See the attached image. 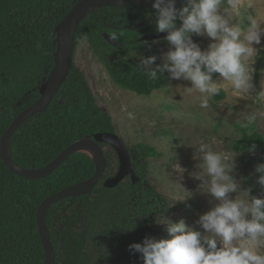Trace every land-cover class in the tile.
<instances>
[{"label": "trees", "instance_id": "trees-1", "mask_svg": "<svg viewBox=\"0 0 264 264\" xmlns=\"http://www.w3.org/2000/svg\"><path fill=\"white\" fill-rule=\"evenodd\" d=\"M78 1L0 0V264H45L39 206L48 196L91 178L96 171L94 158L85 151L72 154L41 179L13 173L1 157L2 135L17 115L41 96L42 84L54 66L56 26ZM182 3L177 0L176 6ZM148 19L154 21L135 27ZM153 32H157L153 7L111 5L81 23L75 42L77 46L79 37H87L118 86L150 95L171 80L167 72L150 80L138 65L141 57L160 53L158 45L140 40ZM104 33L120 44L108 42ZM162 42L168 45L166 39ZM217 97L221 95L213 98ZM235 126L240 133L233 143L237 151L246 153L253 144L254 150L264 145L257 123L247 128ZM100 132L117 133L113 118L98 105L86 75L73 62L48 109L15 132L10 155L22 167L42 168L73 142L94 139ZM101 146L107 166L93 192L65 198L47 212L55 264H143L142 255L130 251L129 245L142 243L145 237L159 239V220L172 212L148 178L149 159L162 156L156 147L147 143L129 146L139 180L134 183L127 176L108 188L105 181L117 174L120 160L113 146Z\"/></svg>", "mask_w": 264, "mask_h": 264}, {"label": "clouds", "instance_id": "clouds-1", "mask_svg": "<svg viewBox=\"0 0 264 264\" xmlns=\"http://www.w3.org/2000/svg\"><path fill=\"white\" fill-rule=\"evenodd\" d=\"M240 2L183 0L178 8L177 0H154L156 31L167 33L170 47L161 64H155L156 55L141 57V71L150 80L167 72L168 79L190 81L184 94L200 93L196 99L203 109L209 108L211 98L222 90L264 104V81L259 91L253 83L255 58L264 50L254 44H261L264 21L253 14L247 15L246 25L236 20ZM177 21L182 22L179 27ZM194 35L206 36L211 43L202 49ZM214 74L218 76L214 78ZM172 99L162 86L158 102ZM260 119H264V111H246L237 114L235 122L247 128ZM255 148L253 144L252 150ZM198 152L194 158L201 161L197 165L200 171L191 175L201 181L200 190L213 198L211 209L196 221L203 231L188 226L184 219H169L164 223L169 238L145 237L142 243L129 245V250L140 253L143 264H264V198L250 197L248 191V199L240 197V186L230 175L236 168V155L215 151L204 143ZM255 171L261 174L258 183L264 187V164L257 165ZM237 192L232 198L230 194Z\"/></svg>", "mask_w": 264, "mask_h": 264}, {"label": "rangeland", "instance_id": "rangeland-1", "mask_svg": "<svg viewBox=\"0 0 264 264\" xmlns=\"http://www.w3.org/2000/svg\"><path fill=\"white\" fill-rule=\"evenodd\" d=\"M249 14L264 21V0H241L235 19L246 25ZM261 27L264 28V24ZM163 40L151 42L160 48L155 64H161L163 54L169 50L170 46L163 44ZM193 40L202 49L211 43L206 36L194 35ZM254 47L264 49V35L261 44H254ZM255 60L253 83L255 90L259 91L261 81H264V50ZM74 62L86 75L98 105L112 116L117 134L128 146L147 143L162 153V156L149 159L148 170L150 182L167 199L172 209L171 214L159 220V239L169 238L167 225L164 224L169 219L173 222L184 219L188 226L203 231L196 221L211 209L213 205L210 201L213 198L200 190L201 181L191 175L200 171L197 165L201 161L194 157L196 154L199 156L201 143L210 144L213 150L226 155H236V168L230 175L240 186L241 198L248 199L246 191L250 197L264 198V187L258 183L261 174L255 171L257 165L264 164V145L246 153L233 147L234 141L240 138L235 126L237 114L262 112L264 104L239 98L230 90H222L219 94L221 97H212L209 108L203 109L196 99L200 93L195 92L191 96L184 94L183 88L191 87V82L184 79H171L162 85L165 95L173 99L158 102L162 86L150 95H140L118 86L93 51L87 37L78 38ZM257 126L264 135V119L258 120ZM203 190L206 191V188ZM230 195L236 198L239 192ZM184 198L187 199L180 202Z\"/></svg>", "mask_w": 264, "mask_h": 264}, {"label": "water", "instance_id": "water-1", "mask_svg": "<svg viewBox=\"0 0 264 264\" xmlns=\"http://www.w3.org/2000/svg\"><path fill=\"white\" fill-rule=\"evenodd\" d=\"M154 0H80L78 1L65 18L56 26V51L54 55V66L45 78L41 87V96L31 105L21 111L12 121L11 125L1 137V157L7 167L15 174L31 179H41L50 176L69 156L76 152H88L96 162L95 174L84 181L69 185L59 192L48 196L39 206L37 220L39 231L45 248V264H55V251L50 239V232L46 223V215L49 208L68 197H76L81 195L91 194L102 179L106 166L107 159L104 154L101 143H107L116 150L120 168L117 174L106 179L105 186L112 188L117 186L127 176H130L133 182L139 180L135 169L133 168L131 150L128 144L117 134L112 132H100L95 135V138H84L70 144L63 150L53 161L42 168L28 169L17 164L10 155V140L15 132L30 118L39 113L45 112L54 97L60 91L63 83L67 79L71 66L74 62L76 50V34L81 23L92 13L105 6L111 5H131L139 8L153 7ZM153 19L144 20L135 24L136 28L152 23ZM182 22L177 26L179 27ZM108 42L113 45L120 43L110 34L104 33ZM167 33L153 32L140 37L141 41L152 42L158 39H165ZM114 38V39H113Z\"/></svg>", "mask_w": 264, "mask_h": 264}]
</instances>
